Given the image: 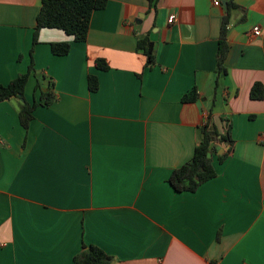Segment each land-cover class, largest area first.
<instances>
[{
	"label": "crops",
	"instance_id": "1",
	"mask_svg": "<svg viewBox=\"0 0 264 264\" xmlns=\"http://www.w3.org/2000/svg\"><path fill=\"white\" fill-rule=\"evenodd\" d=\"M214 1L106 0L84 41L39 31L24 97L38 102L37 83L51 81L56 98L27 129L17 100L0 102V264H75L82 244L112 264H264V0H234L217 85L226 0ZM39 8L0 0L2 85L28 69ZM146 35L151 67L136 50ZM64 41L69 52L53 54L50 43ZM255 82L261 99L250 97ZM192 88L198 98L182 102ZM209 113L220 132L230 123L233 150L213 156L216 177L177 192L168 178Z\"/></svg>",
	"mask_w": 264,
	"mask_h": 264
},
{
	"label": "trees",
	"instance_id": "2",
	"mask_svg": "<svg viewBox=\"0 0 264 264\" xmlns=\"http://www.w3.org/2000/svg\"><path fill=\"white\" fill-rule=\"evenodd\" d=\"M149 7H154L157 0H147ZM106 0H40V8L35 18V28L32 35V44L29 50L30 62L25 73L17 75L6 85L0 84V102L8 100H17L18 117L21 126L27 129L33 118V110L37 105H48L55 100V94L52 92L53 82L44 86L37 83V89L40 90L39 101L29 103L24 97V87L27 79L33 69L34 46L38 42V33L42 28H56L71 36L73 41H84L87 37L90 20L95 10L103 9ZM234 0H226V13L223 18L220 37L216 51V85L218 78L226 72L224 67L225 57L228 51L226 42V25L228 23L229 11L235 8ZM51 52L55 55H65L69 52L70 43L53 42L50 43ZM136 50L146 57L145 66L151 67L154 64L155 49L153 42L149 37L142 36L136 40ZM95 65L98 69L105 70L108 63L97 58ZM97 79L93 75L88 76V88L91 91L97 90ZM252 99H261L263 97V86L260 82H255L250 89ZM198 98L195 88L181 97L182 102H193ZM198 138L194 148L193 155L182 165L175 168L168 178L171 187L177 192H194L197 188L216 177L217 172L213 167V156L221 163L233 150V140L231 137L230 123L224 120V130L220 132L217 126L211 121V115L208 114L206 121L197 128ZM227 142L228 147L222 153L218 154V146ZM211 152V157L207 153ZM113 257L105 253L96 245L82 244L81 250L73 257L75 264H112Z\"/></svg>",
	"mask_w": 264,
	"mask_h": 264
},
{
	"label": "built area",
	"instance_id": "3",
	"mask_svg": "<svg viewBox=\"0 0 264 264\" xmlns=\"http://www.w3.org/2000/svg\"><path fill=\"white\" fill-rule=\"evenodd\" d=\"M219 3V1L218 0H215L214 1V4H218ZM175 20V15H173V14H171V15H169L168 16V22L169 23H171V22H173ZM252 33L254 34V35H261V29H260V27L258 26V25H255L253 28H252Z\"/></svg>",
	"mask_w": 264,
	"mask_h": 264
},
{
	"label": "water",
	"instance_id": "4",
	"mask_svg": "<svg viewBox=\"0 0 264 264\" xmlns=\"http://www.w3.org/2000/svg\"><path fill=\"white\" fill-rule=\"evenodd\" d=\"M227 146H228V143L227 142H223L222 143V148L219 149L218 153L221 154L224 151V148H226ZM207 157H211V152L207 153Z\"/></svg>",
	"mask_w": 264,
	"mask_h": 264
}]
</instances>
